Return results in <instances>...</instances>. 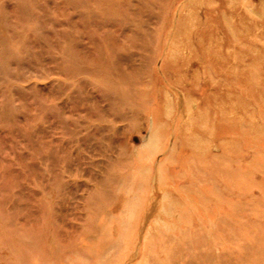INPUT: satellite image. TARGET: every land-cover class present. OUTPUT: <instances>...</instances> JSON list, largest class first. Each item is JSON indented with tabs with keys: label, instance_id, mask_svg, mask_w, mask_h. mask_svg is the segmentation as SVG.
Listing matches in <instances>:
<instances>
[{
	"label": "rangeland",
	"instance_id": "obj_1",
	"mask_svg": "<svg viewBox=\"0 0 264 264\" xmlns=\"http://www.w3.org/2000/svg\"><path fill=\"white\" fill-rule=\"evenodd\" d=\"M0 264H264V0H0Z\"/></svg>",
	"mask_w": 264,
	"mask_h": 264
}]
</instances>
